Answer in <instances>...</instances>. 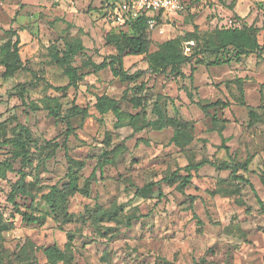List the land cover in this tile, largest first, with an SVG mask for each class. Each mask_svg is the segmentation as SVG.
<instances>
[{"label":"rangeland","instance_id":"1","mask_svg":"<svg viewBox=\"0 0 264 264\" xmlns=\"http://www.w3.org/2000/svg\"><path fill=\"white\" fill-rule=\"evenodd\" d=\"M106 1L119 0H0V57L10 28L19 36L23 64L7 77L0 65V164H12L0 178V264H52L44 254L48 247L63 253L62 258L54 255L53 264H264L263 214L250 187L228 170L204 165L191 171V182L181 189L178 177L162 181L161 199L157 186L145 188L176 169L184 175L186 165L201 159L231 161L240 166L237 176L249 180L264 203V0H198L149 27L150 51L188 32L197 37L183 43L185 54L197 51L182 66L183 76L169 68L151 72L145 55H128L124 68L137 73L131 82L115 78L109 67L95 73L85 67L77 88L54 90L68 78L50 62L48 46L62 48L80 38L84 51L73 60L77 67L114 54L106 34L127 28L103 16ZM227 27L256 29L259 54L236 59L230 50L212 49L213 32ZM216 56L220 62L209 63ZM196 59L204 64H195ZM101 95L118 101L124 112L118 126L111 111L96 109ZM135 97L141 102L138 108L131 102ZM52 98L60 104L59 117L48 113ZM74 100L87 107L84 120L67 117ZM215 101L227 107L201 110L200 105ZM154 106L186 123L180 145L171 141L170 126L134 130L156 118ZM250 109L256 117L248 115ZM137 112L138 120L128 115ZM67 120L73 130L68 136ZM19 132L26 143L23 160L13 158ZM222 138L228 152L221 147ZM106 155L115 159L100 170L98 162ZM67 156L83 160L80 186L93 169L95 174L88 193L71 195L62 215L43 196L50 186L66 182ZM246 160L251 161L241 167ZM21 176L26 193L15 195L17 210L10 193ZM191 196L197 218L188 207ZM104 210L114 212L113 219L102 217ZM18 211L44 219L27 222Z\"/></svg>","mask_w":264,"mask_h":264},{"label":"trees","instance_id":"2","mask_svg":"<svg viewBox=\"0 0 264 264\" xmlns=\"http://www.w3.org/2000/svg\"><path fill=\"white\" fill-rule=\"evenodd\" d=\"M198 0H188L187 4L183 7V9L190 8V6L197 2ZM114 7V2H108L106 1L103 8V16L106 17L108 21L112 23L111 20V10ZM183 9L179 10L178 12H181ZM177 12V13H178ZM122 28L124 26H121ZM125 28H127L126 31L120 29L118 33L112 34L107 33L106 34V43L113 46L115 52L114 54H110L106 58H104L100 62H94L91 60H88L87 63H82L80 67L73 65V60L77 53L84 51V46L82 44V41L80 38H74L73 40L64 42V45L62 48H57L54 45L48 46L47 53L50 59V62L56 64L63 72V74L68 78L67 84L63 86H57L54 87V90L58 92H65L69 88H77V84L80 80L83 79V73L80 71L85 68L89 67L90 71H87V73H95L101 69H104L106 67H109L112 75L115 78H118L122 82H131L137 77V73H129L128 69L124 68L123 60L125 56L128 55H145V61L147 64V68L151 72H160L164 71L166 68H169V71L172 72L173 75L176 76H183V72L181 70L182 66L186 63H189L191 59V55L194 53H197L196 50L192 51L191 54L187 55L183 52V43L185 41H189L190 39H194L197 41V37L194 36L193 32L186 33L185 36H177L174 38L166 39L165 41L161 42L158 47L150 51V40L146 35V32L148 31L149 25L147 23V16L141 15L138 18H136L133 22H131L129 25H127ZM5 33L8 34V39L5 41V43L2 46L3 51L5 52V55L1 58L0 57V65L4 67V76H12L15 74V72L20 71L23 67L22 61L19 56V36L17 35L15 30L7 29L5 30ZM215 41L214 46L212 49H215V51H229L231 52L232 57L238 59L241 56H245L248 54H259V44L256 40V29L252 30L251 27L246 28H240V27H227V28H221L217 29L213 32ZM13 36L15 37L14 40H12ZM185 47H191V46H185ZM192 49V47L190 48ZM220 58L218 56L215 57V60L209 62L211 64H218L220 62ZM230 58H227L226 60H229ZM195 64H204V62L201 59H196ZM195 70V66L190 67V75L189 77H192V73ZM25 88H20L19 93L21 96L25 94ZM189 97L190 94L188 93ZM52 104H48V113H51L55 116L58 115L57 110L59 109V102L55 98H52ZM131 102L133 103V106L135 108L140 107V100L139 98L135 97L131 99ZM95 107L98 110L100 114H105L108 111H111L117 119V122L115 123V126L119 125V121L122 116V110L119 108L118 101L114 98L108 97L106 95L98 96L95 102ZM214 107H227V104H225L222 101H215L208 104L200 105V108L203 112H206L209 108ZM154 113L156 114V118L153 120H147L143 122L140 126H137L134 128L135 131L142 130L143 128H153L157 130H161L166 126L173 127V134L171 137V141L174 142L176 145H180V139L184 135V132L187 130L186 123L181 121L180 119H175L172 117L167 116V114L162 113L160 108H157L154 106ZM89 115L87 107H80L78 104L75 103V100L71 102L70 107L67 110V117L70 119L72 117L80 116L81 120H84L85 117ZM131 119H139V112L135 113L134 115L128 114ZM248 115L250 117H256L255 112L250 109L248 111ZM142 117V116H141ZM143 118V117H142ZM69 120H67L68 125ZM70 125V124H69ZM67 126V132L66 136L68 134L73 133V130L71 126ZM182 127V128H181ZM24 131H26L24 128H21ZM65 136V137H66ZM16 149L13 153V158L17 159L20 158L23 160L25 158L26 151L25 150V141L22 139L20 132L18 133V136L16 137ZM225 140L226 138H222L221 141V147L225 149L226 152H228L229 148L225 146ZM113 150H110L108 153L113 152ZM105 156V155H104ZM107 156V155H106ZM110 156L104 157V159L99 160L97 167L101 170L104 165L110 164L112 161H114L115 157ZM251 160H246L245 162L241 163V167H246L248 163ZM1 163V162H0ZM67 170L64 174V177L66 179V182L62 185V187H58L56 185L50 186L49 191L44 194V202L48 205V207L54 212V213H60L62 215H66L67 213V203L68 199L71 195L75 193H81V194H87L88 193V183L89 178L93 177L95 174V170L91 172L89 178L84 180V184L82 186L79 185V177H80V170L83 167V160H77L74 158H71L70 156H67ZM73 163H79V167L77 169H74L72 167ZM210 164L215 167L217 170H228L237 180H241L245 182L250 189L253 191L254 196L256 197V201L258 203L260 212L263 214L264 218V203L263 201L257 196L255 190L253 189L252 184L244 178L241 175L237 176V170L239 164L233 163L231 161H221L219 163H215L208 159H201L198 162L195 163H189L186 165L183 169L185 170V174L180 176L178 174L179 170L176 169L173 172H171L168 176H164L161 180H158L156 182H150L145 185V188H151L153 186H157L158 189V199H161L163 196V193L161 192V182L165 181L167 183H170L175 179V177L180 178L179 184L177 185L178 189H181V187L188 185L191 182L192 179V170H198L200 167ZM12 169V164L9 161H4L2 164H0V178L5 177L6 173ZM24 182H23V176H21L14 184V188L12 192L10 193V201L15 205V208L17 209V205L15 202V195L16 194H25L24 189ZM138 193V191H137ZM193 203H194V197L191 196L189 198V209L192 211V214L194 217L197 218L196 213L193 211ZM18 210V209H17ZM19 212V211H18ZM22 216V219H24L27 222H42L44 217L42 216H33L30 213H27L26 211L19 212ZM116 213V212H115ZM102 217H106L108 219H113L114 212L112 211H101ZM129 224V222H128ZM44 254L46 255V258L48 262L55 263L54 255H57L56 257H63V253L57 249H53V247H48L44 249Z\"/></svg>","mask_w":264,"mask_h":264},{"label":"built area","instance_id":"3","mask_svg":"<svg viewBox=\"0 0 264 264\" xmlns=\"http://www.w3.org/2000/svg\"><path fill=\"white\" fill-rule=\"evenodd\" d=\"M188 0H119L114 2L111 20L113 24L126 27L141 15L147 16V23L153 28L164 22L167 15L175 14ZM162 33V28H158Z\"/></svg>","mask_w":264,"mask_h":264}]
</instances>
